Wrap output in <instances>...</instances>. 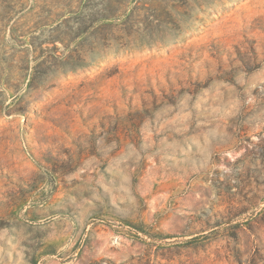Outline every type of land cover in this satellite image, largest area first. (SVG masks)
<instances>
[{
    "label": "rangeland",
    "instance_id": "1",
    "mask_svg": "<svg viewBox=\"0 0 264 264\" xmlns=\"http://www.w3.org/2000/svg\"><path fill=\"white\" fill-rule=\"evenodd\" d=\"M0 264H264V0H0Z\"/></svg>",
    "mask_w": 264,
    "mask_h": 264
}]
</instances>
